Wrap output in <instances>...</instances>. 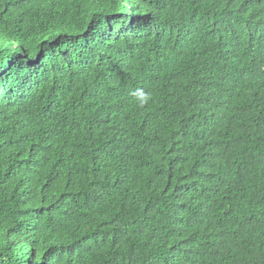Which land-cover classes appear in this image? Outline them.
I'll use <instances>...</instances> for the list:
<instances>
[{
    "label": "trees",
    "instance_id": "16d2710c",
    "mask_svg": "<svg viewBox=\"0 0 264 264\" xmlns=\"http://www.w3.org/2000/svg\"><path fill=\"white\" fill-rule=\"evenodd\" d=\"M0 264H264V0H0Z\"/></svg>",
    "mask_w": 264,
    "mask_h": 264
}]
</instances>
